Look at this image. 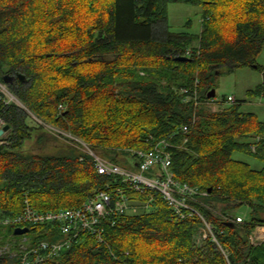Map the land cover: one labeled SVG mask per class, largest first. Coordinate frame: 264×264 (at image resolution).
I'll return each instance as SVG.
<instances>
[{"label": "trees", "instance_id": "16d2710c", "mask_svg": "<svg viewBox=\"0 0 264 264\" xmlns=\"http://www.w3.org/2000/svg\"><path fill=\"white\" fill-rule=\"evenodd\" d=\"M170 4L202 7L200 33L170 31ZM263 49L264 0H0V83L16 101L0 96V130L9 126L0 136V221L22 214L26 201L56 212L124 187L99 174L83 144L137 170L131 151L172 136L175 180L198 190L188 202L211 230L197 214L176 216L159 192L128 190L149 207L104 220L100 238L83 232L42 264H264V241L252 242L264 227V166L233 157L264 159V122L237 99L221 111L192 99L196 89L201 103L215 102L207 95L217 75L249 67L263 82L247 94L264 98ZM241 207L248 218L235 214ZM29 228L34 241L64 240L57 224ZM14 231L0 224V247L19 240ZM0 264H21L20 255Z\"/></svg>", "mask_w": 264, "mask_h": 264}, {"label": "built area", "instance_id": "2783aa9c", "mask_svg": "<svg viewBox=\"0 0 264 264\" xmlns=\"http://www.w3.org/2000/svg\"><path fill=\"white\" fill-rule=\"evenodd\" d=\"M190 54L191 51L186 53L187 56H190ZM185 92L187 93V90ZM192 92L195 106L199 107L203 103L198 99L197 90H192ZM1 94H4V92L0 89V96ZM10 100L16 102L12 95ZM227 100L229 104H234L236 101L232 96H229ZM0 125H4L1 117ZM189 130V125L181 127V131L184 133H188ZM67 136L72 138L70 135ZM171 138L172 136L169 139H163L154 143L152 149L149 151H131L136 156L132 163L136 162L137 170L122 167L108 159L100 157L81 142L84 151L93 157L99 174L120 178L124 187L117 186L112 188V185L108 190L99 192L95 196L88 198L79 208L56 212H39L26 201L22 214L0 221V224L12 226L15 229L29 228V226L45 223L57 224V228L64 235V240L61 242L34 241L27 233L18 236L19 240L16 242L18 245L17 252H13L12 244L8 243L0 247V257L8 253H12L13 255L19 254L21 264H42L48 258L58 255L65 248H69L74 240L83 232L93 233L100 238L101 224L104 220L122 214H136L149 207L148 202L146 205L133 203L127 195L128 190H135L140 194L149 191L161 193L174 210L175 215L180 218H184L187 214L201 216L195 207L188 202L189 200H196L195 197L200 195V193L188 184L177 182L171 170L172 153L169 151L172 147ZM260 139L257 138L256 141H260ZM150 171H153L152 175L148 176L147 174ZM203 195L207 194L203 193ZM201 218L204 220L206 228L211 230L205 219L202 216ZM237 222H242L241 218H237Z\"/></svg>", "mask_w": 264, "mask_h": 264}, {"label": "rangeland", "instance_id": "374dc122", "mask_svg": "<svg viewBox=\"0 0 264 264\" xmlns=\"http://www.w3.org/2000/svg\"><path fill=\"white\" fill-rule=\"evenodd\" d=\"M169 10V26L170 31L174 33L181 32H190L194 34H199L201 31V22L203 8L198 6H188L183 4H170L168 7ZM191 20L192 25L186 27L187 22ZM257 63L264 66V49L257 59ZM263 82V74L253 68L239 69L234 72H228L223 70L220 74L217 75L215 79V90L216 97L215 102L203 103L211 111H221L227 108L229 105L226 103V100L229 96L234 97L238 101L242 102L241 112L244 113H255L259 121L264 122V98L263 97H249L248 91L255 89L258 85ZM0 89L4 92L6 98H11V93L8 90V85L0 83ZM8 99V100H9ZM20 106L23 108L22 104ZM201 106V105H200ZM199 106V107H200ZM32 118L40 123L38 119L34 116ZM67 136V135H65ZM61 142H64V138L61 139ZM33 148V143L29 142L26 148ZM260 155L264 157V150L260 152ZM234 159L244 161L253 169L260 170L264 166V159L254 156L246 155L240 152H236L233 155ZM124 167V166H123ZM219 207H222L218 203ZM235 212L237 216H242L248 218L249 211L247 207H241ZM33 232L28 233L29 237H32ZM198 244L202 242V236L199 234L196 238ZM264 241V227H258L254 232L252 237L253 243H261ZM17 240H7L8 243H15Z\"/></svg>", "mask_w": 264, "mask_h": 264}, {"label": "water", "instance_id": "95a60500", "mask_svg": "<svg viewBox=\"0 0 264 264\" xmlns=\"http://www.w3.org/2000/svg\"><path fill=\"white\" fill-rule=\"evenodd\" d=\"M176 60H177V61H186V60H189V59H188V58H185V57H183V56H181V57H177ZM20 77H21L22 80H25V76L20 75ZM11 79H12V77H11L10 75H6V76L4 77V81H5V83L10 82ZM215 96H216V90H215V89H212V90L208 93V95H207L208 99H214ZM8 130H9V126H5L2 130H0V136H1L2 134H4V132H6V131H8ZM30 231H31V230H30L29 228H27V227H25V228H16L15 231H14V234H15L16 236H22V235H25V234H27V233H30Z\"/></svg>", "mask_w": 264, "mask_h": 264}, {"label": "flooded vegetation", "instance_id": "af4514ba", "mask_svg": "<svg viewBox=\"0 0 264 264\" xmlns=\"http://www.w3.org/2000/svg\"><path fill=\"white\" fill-rule=\"evenodd\" d=\"M13 79H14V78H13ZM13 79H12V80H13Z\"/></svg>", "mask_w": 264, "mask_h": 264}]
</instances>
